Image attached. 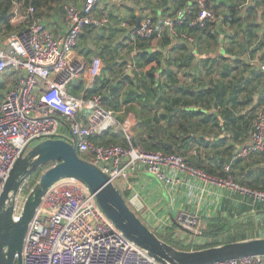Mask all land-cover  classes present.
Masks as SVG:
<instances>
[{
  "label": "built area",
  "instance_id": "2783aa9c",
  "mask_svg": "<svg viewBox=\"0 0 264 264\" xmlns=\"http://www.w3.org/2000/svg\"><path fill=\"white\" fill-rule=\"evenodd\" d=\"M77 1L64 4L67 31L58 36L41 16H36L34 6L21 8L15 3L12 10L11 23L19 29L0 46V84L9 71L18 75L11 88L0 92V196L15 162L31 146L47 138H63L74 144L82 158L98 166L117 186L121 180L130 182L131 176L145 169L170 187H196L200 205L214 187L230 188L250 197L255 205L264 204V190L236 181L230 173L231 163L225 165L226 176L220 177L196 167L181 154L146 150L137 142L133 144L132 122L120 118L106 105L103 90H94L96 79L102 74L101 58L95 57L88 65L75 52L80 34L87 26L102 28L112 20L107 14L98 15L97 8L104 0ZM105 1L116 4L120 0ZM192 2L198 7L196 12L186 5L163 18L161 24L146 16L139 24L121 20L120 26L127 28L134 40L162 36L167 29L178 43L194 45L195 37L179 30L178 26L187 23L214 29L220 15L208 0ZM82 76L85 91L75 95L69 84ZM111 129L123 132L127 144L96 143V136ZM250 139L251 144L238 150L235 158L264 150V104L255 112ZM194 178L199 183H195ZM26 185L31 192L34 186L31 187L28 179L20 192ZM139 195L136 191L127 201L137 214L144 206L141 201L137 204L133 201L134 198L139 201ZM23 205L24 202L15 206L16 220L20 218ZM179 206L170 226L182 230L183 237L189 234V239H195L197 245L204 244L201 232L213 211L194 210L185 200ZM153 211L151 206L145 214L148 222L139 216L157 234L167 233V226L151 216ZM22 259L23 264H160L116 228L94 194L75 178L58 181L42 197L24 238ZM208 264H264V255Z\"/></svg>",
  "mask_w": 264,
  "mask_h": 264
},
{
  "label": "crops",
  "instance_id": "0c3cea01",
  "mask_svg": "<svg viewBox=\"0 0 264 264\" xmlns=\"http://www.w3.org/2000/svg\"><path fill=\"white\" fill-rule=\"evenodd\" d=\"M177 1L120 0L112 4L104 0L106 8L99 6L98 15L107 14L112 22L102 28L87 27L80 34L75 52L88 65L95 57L101 58L102 74L96 79L94 87L108 94L110 84L102 86L103 80L110 79L111 84H114L115 76H130L136 66L134 61L139 50L138 42L144 43V47L149 50H154L153 46L157 45L163 52L161 57H165L158 71L163 69L177 78L175 90L172 88L171 93L165 95L164 103L174 100L176 111L179 112L185 108L190 112L200 111L192 114L195 138L188 141L189 154H196L203 165L217 173L224 172L223 168L229 162L232 164L234 179L243 185L264 190V150L235 158L238 150L251 144L250 133L255 112L264 104V0H208V4L220 15L218 23L214 25L217 33H198L196 45L180 42L187 49L175 50L170 45L165 47L159 39L161 36L133 41L130 31L120 26L121 19L129 24H139L146 16L161 24V20L168 16V8ZM58 3L59 1L40 11L45 24L57 36L67 31L65 3ZM12 27L9 29L0 24V46L6 43L15 28H19L13 24ZM170 37L174 43H178L177 38L171 34ZM172 55L179 60L168 62L167 59ZM184 59L187 60V65L184 64ZM152 65L136 69L145 72ZM17 75L12 71L7 72L0 84V92L4 93L11 88L16 83ZM164 79L168 80L167 74ZM219 85V89H226L222 102L213 99L207 106L194 94L204 89L217 90ZM85 86L82 76L71 82L69 89L73 94L81 95ZM117 111L120 118L130 120L135 126L137 119L132 111L125 113L124 117L121 113L125 109ZM193 181L199 183L198 179L194 178ZM118 186L124 194L127 192L126 196L129 198H133L134 193L139 191V201L133 199L135 204L140 201L144 204L138 215L148 222L145 214L152 206L154 211L151 216L167 226V233L177 229L170 225L179 205L185 200L194 210L206 212L211 209L212 217H226L229 224L243 225L240 223L251 220L253 228L245 229L246 238L264 237V204L255 205L250 197L246 198L230 188L221 190L214 187L203 205H200L196 187H170L159 182L145 169L131 176L130 182L121 180Z\"/></svg>",
  "mask_w": 264,
  "mask_h": 264
},
{
  "label": "water",
  "instance_id": "95a60500",
  "mask_svg": "<svg viewBox=\"0 0 264 264\" xmlns=\"http://www.w3.org/2000/svg\"><path fill=\"white\" fill-rule=\"evenodd\" d=\"M136 144V140H132ZM45 169L25 198L20 218H14L20 189L39 167ZM75 178L94 194L107 218L129 240L160 264H208L230 258L264 255V237L245 238L200 249H180L153 231L133 210L120 188L98 166L82 158L74 144L63 138L35 143L19 158L0 196V264H23L24 238L45 193L58 181Z\"/></svg>",
  "mask_w": 264,
  "mask_h": 264
},
{
  "label": "trees",
  "instance_id": "16d2710c",
  "mask_svg": "<svg viewBox=\"0 0 264 264\" xmlns=\"http://www.w3.org/2000/svg\"><path fill=\"white\" fill-rule=\"evenodd\" d=\"M58 1H63V4L68 3V0H0V24L9 29L13 28L11 24V17L15 3H19L21 8L34 6L37 10L36 16H40V11L42 9L49 8ZM163 1L166 2L167 0ZM186 4L192 6L194 12L198 10L197 5L192 2V0H189V2H186L185 0H178L174 5L168 8L169 13L167 17L172 16L178 9L186 6ZM178 29L189 32L195 37V39L198 36V33L207 34L209 32L211 34L213 30H215L213 27H193L189 26L187 23L180 24ZM16 31L17 28H15L13 32ZM131 39L133 41H138L140 38L134 40L131 37ZM160 39L162 40V44L165 47L170 45L172 46L171 48L175 50H177V48L187 49V46L184 45V43H174L168 30L162 34ZM138 48L139 50L135 54L136 58L134 61V65H136L134 66V77H130L129 75L122 77L117 76L116 79L113 80L114 84H111L110 79L103 80L102 86L110 84V86H108V94L104 93V101L106 105L116 114H118L117 110H120L125 103L126 106L124 109L126 111L124 113L132 111L136 115L137 123L133 127L134 138L137 144L141 145L146 150H161L164 152L178 153L186 156L193 165L205 169L209 174L220 177L226 176L225 166L223 168L224 172L217 173L212 168L203 165L196 154H189L188 150L190 145L188 141L191 138H195V121L192 114L194 112L198 113L200 111L197 110L190 112L185 108L183 111L179 112L176 111L177 106L174 100H169L168 104L164 103L165 95L167 93H171L172 88L175 90L174 86L177 78L173 73H168L163 69H161L160 72L158 71L162 61H165V57H161L163 52L160 51L159 48L149 50V48L144 47V43L141 42H138ZM167 60L168 62H173L174 60L177 61L179 59L175 57V55H172ZM150 64H153L151 69L143 72V77L141 79H137L135 72L136 68H144ZM184 64L187 65L186 59H184ZM165 74H167L168 77L167 81L164 79ZM134 79H136V83L134 82ZM128 81L131 82V87L129 90H127V98L123 100L122 94ZM219 88L220 85L218 86L217 90L204 89L199 90L194 94L202 99V103L209 106L211 100L213 99L217 100L218 102L223 101L222 96L225 94L226 89L221 90ZM95 89L96 88H94V90ZM94 140L98 144H127L123 132L115 131L113 129L104 132L101 136H96ZM53 164L54 163L39 167L29 176L28 182L30 183L31 187L37 183L42 172ZM230 173L233 176L232 171ZM29 191L30 188H28L27 185L24 186L22 192L27 195ZM124 195L127 197V192ZM240 224L243 225H239L237 223L233 227H229L228 219L222 215L207 218L208 229L205 231L207 242L199 246H194V248H191L190 246H184L181 241L173 239L171 236H164L162 234H160V236L161 238L163 237L168 243L180 249L190 250V248H207L217 246L222 243L245 239V229H252L253 224L251 220H248L247 223ZM225 233L227 234V239L222 238L223 234Z\"/></svg>",
  "mask_w": 264,
  "mask_h": 264
},
{
  "label": "rangeland",
  "instance_id": "374dc122",
  "mask_svg": "<svg viewBox=\"0 0 264 264\" xmlns=\"http://www.w3.org/2000/svg\"><path fill=\"white\" fill-rule=\"evenodd\" d=\"M68 2H76L75 0H68ZM59 5L61 4V2H59L58 3ZM102 6L104 7V8H106V5H104V4H102ZM122 20V19H121ZM118 27H120V26H118ZM121 28V27H120ZM19 29V28H18ZM217 33V30H213V32H212V34H216ZM160 39V38H159ZM156 42V44H157V41H155ZM196 42H197V40H196ZM196 42H195V44H196ZM194 44V45H195ZM158 46L157 45H154L153 46V48L155 49V48H157ZM152 48V49H153ZM128 56H130V55H128ZM147 67V66H146ZM146 70V69H145ZM148 70V69H147ZM134 68L132 69V73L130 74V77H134ZM135 72H136V78L137 79H141L142 77H143V72H141V70H135ZM117 76H115V78H116ZM114 78V79H115ZM113 79V80H114ZM135 83L137 82L136 81V79H135V81H134ZM131 87V82L130 81H128L127 82V84H126V88L124 89V91H123V94H122V98H123V100H125L126 98H127V90H129V88ZM125 103L123 104V106H122V108L121 109H123L124 110V108H125ZM122 114V117H124L125 116V113H121ZM120 114V115H121ZM26 194H24L23 192H20L19 193V196H18V198H17V202H16V205H17V207H19V206H21L22 204H23V202L25 201V198H26ZM127 201L129 202V197H127ZM235 225V224H234ZM232 223H230L229 224V227H233L234 226ZM208 229V225L205 223L204 225H203V229H202V236H203V238H204V243L205 242H207V237H206V235H205V231ZM183 234H184V232L182 231V230H180V229H176L175 231H172V232H170V233H165V234H162V235H164V236H171L173 239H176V240H179V241H181L182 243H183V245L184 246H190L191 248H194V246H199V245H197L196 243H195V239H189V234H187V235H185V237H183ZM159 236H160V234H158ZM161 237V236H160ZM163 238V237H162ZM222 238H224V239H227V234L225 233V234H223V237ZM164 239V238H163ZM190 248V249H191Z\"/></svg>",
  "mask_w": 264,
  "mask_h": 264
},
{
  "label": "bare ground",
  "instance_id": "6f19581e",
  "mask_svg": "<svg viewBox=\"0 0 264 264\" xmlns=\"http://www.w3.org/2000/svg\"><path fill=\"white\" fill-rule=\"evenodd\" d=\"M261 204V203H260ZM259 205V204H258Z\"/></svg>",
  "mask_w": 264,
  "mask_h": 264
}]
</instances>
